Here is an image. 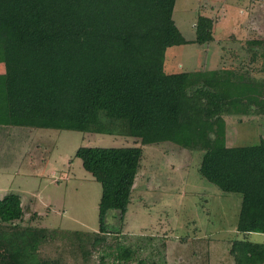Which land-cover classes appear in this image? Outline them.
Wrapping results in <instances>:
<instances>
[{"label":"trees","instance_id":"1","mask_svg":"<svg viewBox=\"0 0 264 264\" xmlns=\"http://www.w3.org/2000/svg\"><path fill=\"white\" fill-rule=\"evenodd\" d=\"M175 2L0 0V126L119 134L139 144L76 151L102 186L99 230L62 235L83 249L84 264L136 262L131 238L107 231L105 217L113 188L134 186L147 145L201 152V176L242 196L238 231L264 234V140L228 146L225 120L263 108L264 82L207 61L167 73L169 48L214 40L215 21L204 16L186 40ZM24 216L19 195L0 199V264H54L37 260V250L55 230L23 228ZM230 253L235 264H264V243L235 240Z\"/></svg>","mask_w":264,"mask_h":264},{"label":"rangeland","instance_id":"2","mask_svg":"<svg viewBox=\"0 0 264 264\" xmlns=\"http://www.w3.org/2000/svg\"><path fill=\"white\" fill-rule=\"evenodd\" d=\"M201 16L215 21L213 42L169 48L166 72L191 71L207 61L210 69L233 68L264 82V0H176L173 19L186 40L195 39ZM225 120L228 146L264 140V105ZM135 145L119 134L0 126V199L21 197L23 228L56 232L39 244L37 260L84 264L83 249L63 232L99 230L102 186L85 171L77 149ZM143 150L134 186L113 188L105 217L107 231L131 238L125 241L133 264H235L233 241L264 243V234L238 231L242 196L223 193L201 176V152L172 143Z\"/></svg>","mask_w":264,"mask_h":264},{"label":"crops","instance_id":"3","mask_svg":"<svg viewBox=\"0 0 264 264\" xmlns=\"http://www.w3.org/2000/svg\"><path fill=\"white\" fill-rule=\"evenodd\" d=\"M182 65L180 64V62L178 63V67L180 68ZM181 68H183V67H181ZM174 69V68H173ZM177 71H180V70H176V72ZM250 234H252V233H250Z\"/></svg>","mask_w":264,"mask_h":264}]
</instances>
